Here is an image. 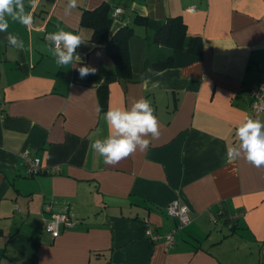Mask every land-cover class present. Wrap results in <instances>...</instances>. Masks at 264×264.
<instances>
[{
    "label": "crops",
    "instance_id": "0c3cea01",
    "mask_svg": "<svg viewBox=\"0 0 264 264\" xmlns=\"http://www.w3.org/2000/svg\"><path fill=\"white\" fill-rule=\"evenodd\" d=\"M68 5L38 0L32 8L24 0L32 25L6 17L9 27L0 32V264H264V167L228 156L243 123L264 122V113L252 114L249 98L250 88L264 83V0ZM102 6L113 20L109 38L125 26L143 27L152 37L136 23L139 17L181 18L189 36L203 39L202 59L121 82L105 46L81 26L84 12ZM60 30L82 42L80 60L66 66L57 65L52 51L51 34ZM9 34L23 48L11 46ZM145 43L143 60L171 51ZM84 66L95 71L81 78ZM140 99L150 102L159 136L145 137L146 150L105 164L90 149L109 135L104 114ZM27 153L41 160V173L28 175ZM175 200L188 205L191 223L167 248L164 237L177 222L166 209ZM48 207L78 223L53 237L44 231ZM149 226L158 241L147 236Z\"/></svg>",
    "mask_w": 264,
    "mask_h": 264
},
{
    "label": "clouds",
    "instance_id": "9594fccd",
    "mask_svg": "<svg viewBox=\"0 0 264 264\" xmlns=\"http://www.w3.org/2000/svg\"><path fill=\"white\" fill-rule=\"evenodd\" d=\"M38 0H29L32 8L37 6ZM77 7V0H69L68 10ZM67 11V10H66ZM6 17L18 21L24 26H31L33 18L25 12L24 0H0V32L7 31L9 24ZM8 43L16 48H23V41L9 34ZM55 44L52 49L57 65L66 66L80 60L76 54L77 47L82 43L80 36L72 32L60 30L51 34ZM87 66L80 67L81 78L94 72ZM149 71H152L149 69ZM154 88L159 87V82H154ZM104 120L109 127V135L104 140H96L90 144V149L98 152L107 165H115L123 158L130 156L137 149L144 151L149 146L146 136L153 138L159 136V124L153 114V108L146 99L135 102L130 109H109L104 114ZM239 139L238 147L228 151L229 158L243 157L253 166L264 167V122L248 119L237 130Z\"/></svg>",
    "mask_w": 264,
    "mask_h": 264
},
{
    "label": "trees",
    "instance_id": "16d2710c",
    "mask_svg": "<svg viewBox=\"0 0 264 264\" xmlns=\"http://www.w3.org/2000/svg\"><path fill=\"white\" fill-rule=\"evenodd\" d=\"M112 21L109 7L102 6L93 12H84L81 26L92 29V42L105 46L108 56L114 63L115 75L123 83L140 82L164 70L191 65L203 57V39L199 36H189L185 24L179 17L170 18L166 22L140 17L137 19V24L144 25L152 31V37L148 39L151 44L171 50L169 54L161 56L155 62L142 59L146 43L137 39L132 27L125 26L109 38ZM105 89H100L102 110H105L108 104Z\"/></svg>",
    "mask_w": 264,
    "mask_h": 264
},
{
    "label": "built area",
    "instance_id": "2783aa9c",
    "mask_svg": "<svg viewBox=\"0 0 264 264\" xmlns=\"http://www.w3.org/2000/svg\"><path fill=\"white\" fill-rule=\"evenodd\" d=\"M194 11L195 8H191ZM121 13V10L116 11L115 17ZM55 48V44L53 42ZM250 98V110L254 116L264 113V83L254 85L249 90ZM27 167L28 175H37L42 172L41 160L37 157H32L28 153L23 156ZM167 214L176 220L177 226L165 238V245L167 248H172L176 244V235L179 231L183 230L191 223L190 209L188 205L180 200H175L170 203L167 207ZM47 212L51 213L52 209L47 208ZM51 219L46 223L44 231L53 237L60 235L62 229H71L78 223L76 220L71 218L68 214H55L51 213ZM216 222V219L213 220ZM147 236L152 242L158 241L161 236L154 230L152 226L148 227Z\"/></svg>",
    "mask_w": 264,
    "mask_h": 264
},
{
    "label": "rangeland",
    "instance_id": "374dc122",
    "mask_svg": "<svg viewBox=\"0 0 264 264\" xmlns=\"http://www.w3.org/2000/svg\"><path fill=\"white\" fill-rule=\"evenodd\" d=\"M134 29H135V33L137 34V36H139L144 41H148V37L151 34H148L145 28L139 27V26H135ZM153 57L155 58V55H153Z\"/></svg>",
    "mask_w": 264,
    "mask_h": 264
}]
</instances>
